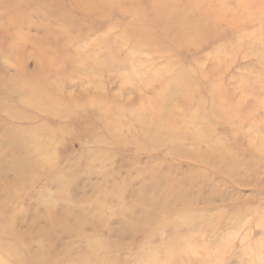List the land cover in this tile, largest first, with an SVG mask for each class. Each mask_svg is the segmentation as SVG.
<instances>
[{"label": "rangeland", "instance_id": "obj_1", "mask_svg": "<svg viewBox=\"0 0 264 264\" xmlns=\"http://www.w3.org/2000/svg\"><path fill=\"white\" fill-rule=\"evenodd\" d=\"M0 78V144L18 126L38 163L2 195L40 228L66 218L56 264H264V0H0ZM151 170L219 193L144 217L125 193Z\"/></svg>", "mask_w": 264, "mask_h": 264}, {"label": "bare ground", "instance_id": "obj_2", "mask_svg": "<svg viewBox=\"0 0 264 264\" xmlns=\"http://www.w3.org/2000/svg\"><path fill=\"white\" fill-rule=\"evenodd\" d=\"M13 85L14 80L0 78V90L3 92L4 97L16 93V90L12 88ZM168 93L166 92V95ZM36 95L40 96V94L33 93L32 100H34L33 96ZM156 104H158L161 110L166 108L164 98L158 100ZM21 129L18 126L6 128L4 130V138L0 144V250L5 252L8 260L13 264H56V255L60 253L67 254L66 249H56L55 244L57 240H60L61 236L66 238L71 237L67 230L66 218H57L55 212H46L40 217V220L44 224L40 228L38 225L32 224V217L29 219L27 216L24 217V214L21 215L22 211L9 209L10 201L8 197L13 196V193L20 187L24 186L31 189L32 184L38 178V171L36 170L38 163H35L32 153L33 147L36 145V140L32 136H23ZM218 143H213L209 148V151L214 156L213 159L218 160V162H214L213 159L208 160V162L213 164L214 167L222 169L219 164L225 163L224 160L228 156L220 155L216 152L220 145ZM215 152L218 155H214ZM196 158L202 159L199 156ZM38 162L43 166L46 160L41 158ZM250 166L249 163H243L238 153H236V156L230 163L227 165L223 164L224 169L231 170L230 173H233L238 167H245L248 170ZM68 176H66L65 182L64 178L59 179L58 185L68 183ZM9 177L12 179L11 183L9 185L4 184V186L2 183L4 180H9ZM207 179L209 178L206 175L199 179L191 175L177 174L176 171L170 174L167 171L151 170L141 187L132 189L130 186V189L125 193V197L127 201L133 199L138 203L142 202L145 204L147 209L139 210L144 217L148 215L147 210H151L156 214L160 213L164 216H172L178 212H184L195 200L202 199L204 192L209 191L211 197L219 193L212 192L217 191L216 188H211L210 190L207 188H194L198 183L207 182ZM3 193H7L9 196H4L2 195ZM116 195L119 196V193L117 192ZM21 219L24 222H21ZM36 227H39V229L33 230ZM52 237L54 238L51 241ZM31 238H37L39 240L38 246L40 249L36 253L32 251L27 244L28 242H26ZM45 242L48 243L46 247H44ZM49 249H54L53 255L50 257L47 255ZM0 263L4 264L3 261Z\"/></svg>", "mask_w": 264, "mask_h": 264}]
</instances>
